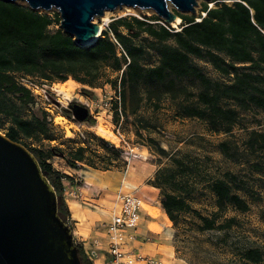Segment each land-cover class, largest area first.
I'll return each instance as SVG.
<instances>
[{
	"label": "trees",
	"instance_id": "trees-1",
	"mask_svg": "<svg viewBox=\"0 0 264 264\" xmlns=\"http://www.w3.org/2000/svg\"><path fill=\"white\" fill-rule=\"evenodd\" d=\"M173 12L181 21L178 30L170 25L150 24L146 19L121 17L109 23L108 29L101 32L93 46L82 48L75 45L73 39L60 28L50 30L54 24L59 26L58 14L51 17L18 3L0 1V116L10 119L5 136L19 142L20 137L31 138L46 133L44 124L38 119L28 121L13 114L15 105L10 104L8 96H17L18 102L23 105L33 103L30 93L16 84L14 73L45 82H65L71 78L93 87L103 66L119 73L125 65L118 78L119 105L120 102L125 104L126 97L132 102L140 101L136 94L138 86L159 87L175 99L177 82L191 79L197 82L199 90L195 95L184 93L186 101L178 105V112L181 117L205 122L215 133L231 132L240 111L254 108L264 112V0H233L231 5L220 3L214 8L203 4L201 13L204 16L199 21H195L194 16ZM154 20L159 19L154 17ZM110 35L122 47L126 57L117 56ZM152 54L157 57L154 65L149 64ZM192 58L207 62L229 81L222 83L209 79L193 64ZM191 98L194 100L189 101ZM75 106L80 105L73 104L72 107ZM88 120L92 125L93 121ZM92 138L104 144L109 152H114L112 145L98 137ZM81 143L84 146L78 145L65 158L71 168H76L78 162L86 161L84 153L89 143ZM248 143L251 147L263 149L264 134L252 133ZM219 146L227 155L226 145L220 143ZM24 147L38 161L56 193L58 214L64 222H68L69 213L62 198L61 185V179L68 180V177L55 171L47 162L53 153H60H44L38 148ZM160 153L164 151L160 149ZM175 162L180 164L177 160ZM164 184H170L176 190L175 173L157 170L152 185L161 191V207L170 222L174 224L180 213H191L200 222V232L230 229L235 223L233 217L217 222L227 207L241 213L249 210L246 199L239 192L254 199L259 196L243 179L225 172L221 178L208 184L217 209L207 217L192 209L183 195L163 191ZM76 247L80 263L92 264L83 250ZM241 258L246 264H258L262 253L257 248L245 249Z\"/></svg>",
	"mask_w": 264,
	"mask_h": 264
},
{
	"label": "rangeland",
	"instance_id": "rangeland-1",
	"mask_svg": "<svg viewBox=\"0 0 264 264\" xmlns=\"http://www.w3.org/2000/svg\"><path fill=\"white\" fill-rule=\"evenodd\" d=\"M220 3L231 5L233 0H197L195 14L184 15L199 19L202 16L203 4L214 8ZM18 4L26 6L23 3ZM170 10L175 11L171 5ZM106 13V23H103L101 18L94 19L95 23L101 26V32L108 29L112 20L121 17H137L146 19L150 24L165 25L151 10L121 7ZM46 14L52 17L57 12L53 10ZM154 17L159 20L155 21ZM180 24L181 21L173 28L178 30ZM57 28L59 26L54 24L50 30ZM152 55L149 64L154 65L157 63V57ZM192 62L209 79L222 83L229 81V78L222 77L207 62L195 58H192ZM118 78V72L108 66L100 69L98 80L94 82L93 87L77 83L71 78L65 82H45L35 78L36 82L45 85L44 89L52 97L57 109H54L52 116L44 115L42 108L47 106V102L33 101L32 104L30 102L23 105L18 102L17 96H8L10 104L15 105L14 115L28 121L38 119L46 129V133L36 137H20L19 142L29 148H38L44 153H60H53L48 159V163L55 169L65 166L63 160L69 157L76 145L82 141L90 144L88 157L92 165L101 169L125 171L127 165L131 167L135 161L143 160L147 164L150 162L154 165V168L150 166L153 170L175 173L176 190L170 184H164L163 191L183 195L192 209L207 217L217 209L215 198L209 190V182L221 178L225 172L237 175L259 195L254 199L244 193H238L246 199L249 210L241 213L227 207L217 222L221 223L225 217H233L235 223L232 227L227 230L204 232L198 230L200 222L193 214L180 213L176 216V222L171 225L174 231L172 245L178 258L185 264H246L241 255L245 249L252 248L261 251L262 260L258 264H264V148L251 147L248 143L252 133L264 134V112L254 108L240 111L231 132L215 133L210 131L205 122L181 117L178 112V105L186 101L184 93L195 95L198 92L199 85L196 81L184 79L177 82L178 93L175 94V99H171L170 95L163 93L159 87L138 86L136 94L140 101L132 102L126 97L125 104L120 102V105L114 106L113 89L118 87ZM64 83H67L64 88L69 89L68 94L60 92ZM70 104L86 108L89 111V119L93 121L92 125L89 120L82 123L73 121L70 117ZM108 104L112 105L111 110ZM56 112L65 119L57 118L53 121L57 117ZM9 126L10 119L0 116L2 135H5ZM100 126L114 136L113 142L96 134ZM92 136L112 145L114 152H109L104 144ZM220 143L226 145L227 155L220 150ZM160 149L164 151L163 154ZM150 212L154 214L155 210L150 209ZM151 228L156 227L152 225Z\"/></svg>",
	"mask_w": 264,
	"mask_h": 264
},
{
	"label": "water",
	"instance_id": "water-1",
	"mask_svg": "<svg viewBox=\"0 0 264 264\" xmlns=\"http://www.w3.org/2000/svg\"><path fill=\"white\" fill-rule=\"evenodd\" d=\"M23 3L31 11H56L59 28L78 47L93 46L101 35L94 22L121 7L151 10L173 28L181 14H195L197 0H0ZM76 122L84 109H72ZM0 264H81L68 222L58 214L56 193L32 153L0 133Z\"/></svg>",
	"mask_w": 264,
	"mask_h": 264
},
{
	"label": "crops",
	"instance_id": "crops-1",
	"mask_svg": "<svg viewBox=\"0 0 264 264\" xmlns=\"http://www.w3.org/2000/svg\"><path fill=\"white\" fill-rule=\"evenodd\" d=\"M78 145L84 146L79 143L76 147ZM90 150L89 144L84 153L86 161L78 162L76 168L69 167L65 160L62 169L52 167L68 177V180L61 181L62 198L69 213L68 223L73 240L86 244L98 241L101 256L95 264H103L106 240L101 226L108 223L117 211L118 195L131 193L139 199L141 208L136 230L138 240L131 243L128 249L134 248L136 252L152 257L160 264H185L178 258L172 245L174 231L161 207V191L152 185L156 170L151 167L154 168V165L138 160L131 167L127 165L125 171L105 170L92 165L88 157ZM72 191L80 194V197L77 199L70 196ZM150 209H154L155 213L152 214ZM152 225L156 228H151Z\"/></svg>",
	"mask_w": 264,
	"mask_h": 264
},
{
	"label": "built area",
	"instance_id": "built-area-1",
	"mask_svg": "<svg viewBox=\"0 0 264 264\" xmlns=\"http://www.w3.org/2000/svg\"><path fill=\"white\" fill-rule=\"evenodd\" d=\"M201 14L203 17L204 13ZM199 20L200 19H195V21H199ZM110 36L112 37V35ZM112 41L115 44L117 56L126 57V54L123 51L122 47L113 37H112ZM126 59L128 62V58ZM124 67L125 65H123L122 69L119 71L118 73L119 76L121 75ZM13 77L17 85L23 87L30 93L31 97L33 98V101L47 102L46 103L47 106L42 108L44 110L43 112H45L46 115L49 116L53 115V111L55 108L57 109V106L55 105V103L52 102L53 101L52 97H50V95L46 93L44 89L45 85H41L40 83L36 82L35 79L23 75L22 73H14ZM108 86L111 87L109 84ZM119 92H120V87L118 85L116 89H113L114 103H117L118 105L120 100ZM108 108H110L111 110L112 105L108 104ZM69 111H70V117L73 120L71 109H69ZM56 114L57 117H55L53 121H55V119L57 118L61 120L65 119L64 116L58 115L57 112ZM76 123H80V122H76ZM63 180L64 179H61V181ZM69 195L77 199L80 197V194L74 191L70 192ZM117 198H118L117 211L115 212V214L108 223H105L101 226L105 234V240H106L105 243L106 255L103 264H160L154 258L136 252L134 248L128 249L131 243L136 242L138 240L136 230L138 228L140 221L141 202L137 197H135L131 193H120ZM74 242L77 246H79L83 250L86 258L92 264H95V262L99 260L101 256V251L99 248L100 243L98 241L94 240L88 244L83 242H76V241Z\"/></svg>",
	"mask_w": 264,
	"mask_h": 264
},
{
	"label": "bare ground",
	"instance_id": "bare-ground-1",
	"mask_svg": "<svg viewBox=\"0 0 264 264\" xmlns=\"http://www.w3.org/2000/svg\"><path fill=\"white\" fill-rule=\"evenodd\" d=\"M168 9H170V6H168ZM101 20L103 23H106L107 22V13L105 12L104 15L101 17ZM95 22V21H94ZM180 23V19H176V21L173 23V27H177V25ZM101 28V26H100ZM67 83H64L63 86L61 87L60 89V92H64L66 94H68L69 92V89L68 88H64V86L66 85ZM96 134L105 139V140H108V141H111L113 142V139L114 136L111 134V133H108L106 130L103 129L102 126H100L96 132Z\"/></svg>",
	"mask_w": 264,
	"mask_h": 264
},
{
	"label": "flooded vegetation",
	"instance_id": "flooded-vegetation-1",
	"mask_svg": "<svg viewBox=\"0 0 264 264\" xmlns=\"http://www.w3.org/2000/svg\"><path fill=\"white\" fill-rule=\"evenodd\" d=\"M73 106V104L71 105H69V109H77V108H81V109H84L86 112H87V117H86V120H88L89 119V117H90V115H89V111L86 109V108H84L83 106H75V107H72Z\"/></svg>",
	"mask_w": 264,
	"mask_h": 264
}]
</instances>
